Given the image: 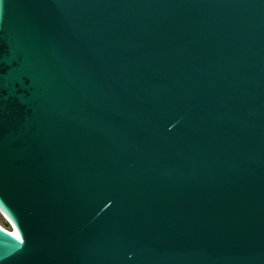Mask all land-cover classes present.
I'll use <instances>...</instances> for the list:
<instances>
[{
  "label": "water",
  "instance_id": "water-1",
  "mask_svg": "<svg viewBox=\"0 0 264 264\" xmlns=\"http://www.w3.org/2000/svg\"><path fill=\"white\" fill-rule=\"evenodd\" d=\"M0 264H264V0H0Z\"/></svg>",
  "mask_w": 264,
  "mask_h": 264
},
{
  "label": "rangeland",
  "instance_id": "rangeland-1",
  "mask_svg": "<svg viewBox=\"0 0 264 264\" xmlns=\"http://www.w3.org/2000/svg\"><path fill=\"white\" fill-rule=\"evenodd\" d=\"M0 225L6 229H9V225L6 222V220L3 218V216L0 214Z\"/></svg>",
  "mask_w": 264,
  "mask_h": 264
},
{
  "label": "built area",
  "instance_id": "built-area-1",
  "mask_svg": "<svg viewBox=\"0 0 264 264\" xmlns=\"http://www.w3.org/2000/svg\"><path fill=\"white\" fill-rule=\"evenodd\" d=\"M5 229H6V228H5ZM7 230L11 231L10 227H9V229H7Z\"/></svg>",
  "mask_w": 264,
  "mask_h": 264
},
{
  "label": "bare ground",
  "instance_id": "bare-ground-1",
  "mask_svg": "<svg viewBox=\"0 0 264 264\" xmlns=\"http://www.w3.org/2000/svg\"><path fill=\"white\" fill-rule=\"evenodd\" d=\"M10 229H11V227H10ZM12 230V229H11Z\"/></svg>",
  "mask_w": 264,
  "mask_h": 264
}]
</instances>
